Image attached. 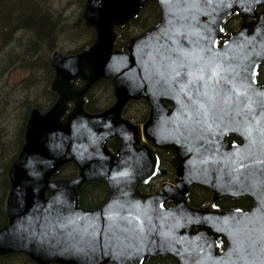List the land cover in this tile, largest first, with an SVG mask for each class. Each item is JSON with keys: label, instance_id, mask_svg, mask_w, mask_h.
<instances>
[{"label": "water", "instance_id": "obj_1", "mask_svg": "<svg viewBox=\"0 0 264 264\" xmlns=\"http://www.w3.org/2000/svg\"><path fill=\"white\" fill-rule=\"evenodd\" d=\"M152 1L160 6V22L116 48L117 30ZM235 14L241 29L225 35ZM81 18L95 41L76 54L53 53L51 90L59 99L45 114L32 111L8 171L9 223L0 229V256L25 253L35 264H146L160 257L179 264H264V86L258 79L264 0H86ZM101 80L113 84L116 103L89 113L85 97ZM141 99L151 107L149 120L143 126L123 120L127 104ZM70 102L75 107L67 114ZM240 102L257 106L261 122L258 156L240 171L249 179L238 182L237 193L258 207L226 213L193 208L189 192L199 174L190 167L188 144L205 138L214 113ZM115 137L117 155L108 148ZM157 153L176 154L177 186L142 195L141 186L158 173ZM68 164L80 175L52 180ZM99 181L110 187L108 202L97 211L81 209L82 187ZM170 201L174 206L166 207Z\"/></svg>", "mask_w": 264, "mask_h": 264}, {"label": "flooded vegetation", "instance_id": "obj_2", "mask_svg": "<svg viewBox=\"0 0 264 264\" xmlns=\"http://www.w3.org/2000/svg\"><path fill=\"white\" fill-rule=\"evenodd\" d=\"M262 10L263 8L261 7L259 11H262ZM234 26L235 28L232 31H228V32L226 31L227 33L225 32L226 35H230L239 30V27H240L239 19H238V23ZM225 30H226V27H225ZM122 47L120 49H122ZM116 48H119V47H117L116 45ZM50 65H51V61H50ZM262 75H264V64L259 69L258 79L259 77H262ZM45 76H47V72H44V77ZM54 76H55V72L53 70V77L51 81H53ZM51 81L49 82L50 84L52 83ZM101 81H108V80H101ZM260 83L264 85L263 78H262V82ZM78 84L82 85L83 83L78 82ZM111 87H112V91H107L109 99L106 100V102H104L105 106L107 105L109 106L104 107V105H102L99 101L98 103L100 105V108H99L100 110L98 111H89L87 109L90 96L91 94L94 95L95 93V91H92L91 89L85 97L86 111L89 113L98 114V113H102L112 108L113 105H115L116 103V97H115V91H113L112 83H111ZM58 99H59V95L53 92L51 88L49 87V91H40L39 93H33L32 99L30 101L27 100L28 101L26 103L27 108H28L27 117H26L27 119L25 120V124L23 125L24 128L22 127L23 129L21 131L22 135L20 134L21 139L20 141H18L19 145L16 146L15 141H13L15 143V148L17 150L16 153H13V156L9 152L8 147L4 144V141L0 137V143L3 145V146H0V166H1L3 157L4 159H7V157L12 156L9 159L11 160L13 159V161L11 162L6 172L7 178H8V171L10 167L15 163V161L19 157L21 150L23 148L24 141H25V132H26L32 111L34 109H38L43 114H45L57 103ZM92 99L98 100L96 99V96L95 97L93 96ZM165 105L171 108H174V104L170 101H165ZM182 105L184 104L182 103ZM74 107L75 105L72 102H70L68 104L67 114H69L74 109ZM189 108H191L192 110H196L195 105H191ZM189 108L187 109V111L190 110ZM225 110H228V111L225 113L224 111L223 112L218 111L217 113L213 114L212 120L206 121V123L208 122V125L206 129L204 130L203 135H205V138L202 139V141L198 142V144H195V143L188 144L190 146V153H189L190 167L193 169V171L197 170L199 174L197 182L196 183L194 182L195 184H193L190 188L188 204L191 207L196 208V209L209 208L212 211H219L220 213L235 212L237 210L252 211L255 208V206L258 207V202H256V200L252 198L251 196L239 195L240 193L238 194L237 192L240 190L242 186L239 188L237 187V185L239 181L240 183H242V181H246L249 179V176L244 177V175H246L245 174L246 172L244 173L240 171L243 168H249L258 156V151L256 150V147L259 143V140H258L259 131H260L259 122L261 121L263 122L264 120H261V121L259 120L260 111H258L257 106L255 107V105L252 102L251 104H243V102H240L239 104H232L231 107ZM150 112H151V107L145 99L131 100L122 112V119L130 121L134 125L143 126L149 120ZM198 112L199 113L197 114V117L198 116L205 117V112L200 111V110ZM186 115H190V114L186 113ZM204 119L202 118L203 122H204ZM248 119H250V121L246 122L245 120H248ZM202 125H204V123H202ZM200 126H201V123H200ZM137 147L140 148L139 146ZM108 148H110L111 152L114 155H117V152L120 148L119 139L116 137L111 139L108 143ZM10 149H12V146ZM14 156L16 157L13 158ZM157 156L159 159L158 173L150 183L141 186L140 193L142 195L154 194L156 193V191L161 190L163 188V185L167 183L177 186L176 180H175L176 171L175 169L172 168V165H171V160L176 158V154L175 153H157ZM138 166L140 169V165ZM0 171H2L1 167H0ZM162 172H165V173L162 174ZM79 175H80L79 168L75 164H68L64 166L59 172H57L52 177V180H55V179L73 180L77 178ZM8 181H9V178H8ZM256 181H257V177L252 175L251 182L255 183ZM95 184H102L106 190L105 194L102 197H100L96 201V203L92 204L93 207L83 205L82 201H85V199H87L85 194L92 193L90 192L91 189H88V187H91ZM214 189L217 190V193L213 191ZM9 190H10V181H9ZM9 190H8V194H9ZM8 194H7V197H8ZM7 197L5 201L6 215H7ZM50 197H51V193L48 191L46 193V198L49 199ZM109 197H110V187L104 181L88 183L84 185L80 191L79 207L87 211H97L101 209L108 202ZM217 197H219V199L215 201L214 198H217ZM262 203H264V200H262ZM172 206H174V202L170 201L166 203V207H172ZM7 219H8L7 224L5 226H0V229L6 228L8 226V223H9L8 215H7ZM225 248H226V244L222 242L220 251L221 252L225 251L226 250ZM18 254H24L25 256H27L25 253H18ZM174 261H175V264H179L175 259Z\"/></svg>", "mask_w": 264, "mask_h": 264}, {"label": "trees", "instance_id": "obj_3", "mask_svg": "<svg viewBox=\"0 0 264 264\" xmlns=\"http://www.w3.org/2000/svg\"><path fill=\"white\" fill-rule=\"evenodd\" d=\"M85 1L86 0L82 1V3H85ZM50 4H52V2H49V0H0V45L9 46L13 44L16 50L20 49L18 48V45H21V48L25 47L23 46L25 45L24 37L23 40H14L12 43L10 42L13 36L19 33L27 36L28 43H30L28 49L34 48L28 51L29 54L31 51L43 49L45 43L48 45L47 50L49 51H54L56 49L62 50L57 41L61 22L58 15H56L53 4L51 6ZM237 18L238 17H235V19L226 26L227 32L232 31L235 28L234 25L238 23ZM159 20L160 8L157 3L150 2L137 20L133 21L125 29L119 30L120 40L117 42V47L121 48L124 45L125 40L150 30ZM132 26H136V28L140 29V32L134 35L137 31H130ZM69 29L73 32L71 36L69 35V39L74 41L79 40L77 42L79 46L75 51L62 52L63 54L78 53L92 45L95 41L96 36L94 29L85 26L81 15ZM34 57H37V59L32 65V68L34 69V72L32 73L35 77L33 84L36 83L39 77L44 79V72H47V77L50 76L48 80V82H50L53 77V70L50 65V60L46 59L48 56H43L38 53ZM5 71V67H0V75L4 74ZM38 71L39 73L36 75ZM262 78L264 80V75L260 77V82H262ZM96 86L101 87L102 91H112L111 83L109 81L98 82ZM44 91H49V89L47 88V90ZM93 96L94 95L91 94L87 109L89 111H98L100 110V105L98 103L100 100L99 98H96L98 100H93ZM0 146L3 145L0 143ZM12 149L14 150V153L17 152L15 146H12ZM15 157L16 156L13 158ZM12 161L13 159H4L3 157L0 166L4 169L3 172L0 173V226H5L8 222L5 201L9 190V181L6 172ZM88 189H91L90 192L92 193L85 194L88 200L85 199L86 202L82 201V204L93 207L92 204L96 203V201L105 194L106 190L102 184H95L88 187ZM0 264L35 263L24 254H12L0 257ZM147 264H175V261L172 257H160L149 260Z\"/></svg>", "mask_w": 264, "mask_h": 264}, {"label": "rangeland", "instance_id": "obj_4", "mask_svg": "<svg viewBox=\"0 0 264 264\" xmlns=\"http://www.w3.org/2000/svg\"><path fill=\"white\" fill-rule=\"evenodd\" d=\"M82 1L84 0H49V2H52L56 15H58L61 22L57 41L62 50L56 49L55 51L71 52L78 48L77 42L79 40L74 41L69 39V35L71 36L73 33L69 28H71L80 15L82 16L85 6V3H82ZM130 31H137L134 34L136 35L140 32V29L132 26ZM23 37L25 38V45H23L25 47L21 48V45H18V48H20L18 50L15 49L13 44L9 46L0 45V67L6 68L4 74L0 75V137L12 156L14 150L10 148L11 146H15V143L16 146L19 145L18 141L21 139L22 127L24 128L23 125L27 119V100L30 101L32 99L33 93H39L40 91L47 90V88L49 89V87L51 88V84L48 82L50 76H45L44 79L39 77L36 83L33 84L35 77L32 73L34 72L32 65L37 59L34 56L40 53L43 56H48L46 59L51 61L55 52L47 50L48 45L45 43L43 49L31 51L29 54L28 51L34 48L28 49L30 43H28L27 36L19 33L15 34L10 42L23 40ZM38 73L39 71L36 75ZM93 90L95 91L94 96L100 98V103L104 105V102L109 99L107 91L105 93L99 86L93 87ZM108 106L104 105V107ZM11 157H7V159Z\"/></svg>", "mask_w": 264, "mask_h": 264}]
</instances>
